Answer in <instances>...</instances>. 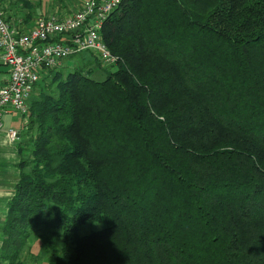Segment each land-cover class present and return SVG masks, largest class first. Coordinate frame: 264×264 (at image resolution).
Listing matches in <instances>:
<instances>
[{
  "label": "trees",
  "instance_id": "trees-1",
  "mask_svg": "<svg viewBox=\"0 0 264 264\" xmlns=\"http://www.w3.org/2000/svg\"><path fill=\"white\" fill-rule=\"evenodd\" d=\"M101 36L114 67L35 85L0 264H264V0H121Z\"/></svg>",
  "mask_w": 264,
  "mask_h": 264
},
{
  "label": "built area",
  "instance_id": "built-area-1",
  "mask_svg": "<svg viewBox=\"0 0 264 264\" xmlns=\"http://www.w3.org/2000/svg\"><path fill=\"white\" fill-rule=\"evenodd\" d=\"M120 3L121 0H80L71 13L35 16L28 29L12 26L0 6V56L9 69L8 81L0 87V128L5 113H17L26 119L36 83L68 58L91 51L102 66L116 65L118 57L103 41L101 29ZM8 134L11 140L20 138L14 128Z\"/></svg>",
  "mask_w": 264,
  "mask_h": 264
},
{
  "label": "crops",
  "instance_id": "crops-1",
  "mask_svg": "<svg viewBox=\"0 0 264 264\" xmlns=\"http://www.w3.org/2000/svg\"><path fill=\"white\" fill-rule=\"evenodd\" d=\"M13 1L0 0V6L4 12L5 19L14 27L23 26L24 29H28L31 26L32 18L27 16L30 19L23 20L21 18L22 11L18 7H15ZM23 16H25V13ZM61 67L65 69L67 67L66 63L63 62ZM8 78L9 69L3 64L0 56V87L6 84ZM20 116L17 113H5L2 116V127L0 128V224L6 216L7 204L13 196L14 186L20 174L17 166L20 159L19 144L23 141L22 135L26 122V119L21 120ZM11 128L18 131L19 140H11L8 134V130ZM1 243L2 237L0 234V246Z\"/></svg>",
  "mask_w": 264,
  "mask_h": 264
},
{
  "label": "rangeland",
  "instance_id": "rangeland-1",
  "mask_svg": "<svg viewBox=\"0 0 264 264\" xmlns=\"http://www.w3.org/2000/svg\"><path fill=\"white\" fill-rule=\"evenodd\" d=\"M29 4L31 5H25L26 1L25 0H14L13 3L15 7H18L19 10L22 11V17L24 19H30L28 17H25L26 15H31L29 17L34 18L37 15H42V14H52V13H57V12H65V13H71L75 8L78 7L80 0H27ZM17 4V6H16ZM17 8V9H18ZM20 11V12H21ZM25 13V16L23 14ZM30 13V14H28ZM68 61V65H72V63L78 64L75 62V59L73 57L68 58L66 61ZM92 66V62L84 64L82 63V69L86 70L88 67ZM114 67V66H112ZM63 69L62 67H60ZM114 69V68H113ZM68 70V69H65ZM63 69L62 71L65 72ZM21 120H24L25 117L20 116ZM26 123V122H25ZM26 132L23 130V133ZM29 135V134H28ZM22 139H27V135L25 137H22ZM27 150L25 149L24 153H26ZM95 228V225L92 227ZM88 227H84L81 231V233L86 232ZM33 251H36V246L33 247ZM32 251V252H33ZM34 253V252H33Z\"/></svg>",
  "mask_w": 264,
  "mask_h": 264
}]
</instances>
